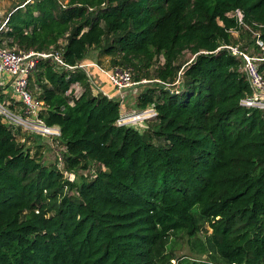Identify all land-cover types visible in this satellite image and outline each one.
<instances>
[{
  "label": "trees",
  "instance_id": "1",
  "mask_svg": "<svg viewBox=\"0 0 264 264\" xmlns=\"http://www.w3.org/2000/svg\"><path fill=\"white\" fill-rule=\"evenodd\" d=\"M0 44L67 65L37 57L29 77L59 161L0 118V264H264V111L240 104L225 47L264 77V0H20ZM91 49L151 80L135 98L156 111L147 128L116 125L125 105L78 67ZM183 238L198 257L176 255Z\"/></svg>",
  "mask_w": 264,
  "mask_h": 264
},
{
  "label": "built area",
  "instance_id": "2",
  "mask_svg": "<svg viewBox=\"0 0 264 264\" xmlns=\"http://www.w3.org/2000/svg\"><path fill=\"white\" fill-rule=\"evenodd\" d=\"M235 15L241 23V12L236 10ZM256 43L260 47L263 46L262 41L259 39H256ZM225 47L232 54L241 57V69L250 87V94L241 98L240 104L247 108L264 111V77L258 69V58L242 52L237 45ZM17 49L0 44V89L2 94L12 97V99L5 97L4 101H0V118L6 124L20 127L24 131L54 141L55 138L60 136L59 127L47 125L40 117L39 111L42 101L31 92L29 77L35 68L37 57L52 58L57 65H67L63 62L58 51L37 53L33 50ZM85 66L84 63L78 64V67L83 70ZM68 67L71 68V66ZM106 75L122 106L127 91L134 90L139 81L133 79V71L130 67H114ZM155 115L156 111L152 105L130 111L121 109L116 125L133 126L138 130H144L147 128V121Z\"/></svg>",
  "mask_w": 264,
  "mask_h": 264
},
{
  "label": "rangeland",
  "instance_id": "3",
  "mask_svg": "<svg viewBox=\"0 0 264 264\" xmlns=\"http://www.w3.org/2000/svg\"><path fill=\"white\" fill-rule=\"evenodd\" d=\"M20 0H0V27L3 26L4 24V20L6 18L7 13L9 12L10 9L13 8V6H15L17 3H19ZM69 0H61L62 3H67ZM234 36H237V32H234ZM15 49H17V47H14ZM18 50V49H17ZM248 51H252V49H248ZM98 51L95 49H91L90 50V59L95 60L96 62V67L98 69V71L100 72V78L104 79V80H99L98 77H96L97 79H95L93 77V75L91 74V76H88L89 81L91 82L92 85H94L93 87L96 90L101 91L103 94H105L107 97L112 98V97H116L117 96L115 94H112V92L110 91H106V88H103L104 85L102 84L104 81H106V84L109 85L110 87L113 88V86L110 84L108 77L106 75V73H108L110 70H112V68L114 67H122L125 68L126 66H114L111 65L110 63V57L109 56H101L98 58L97 56ZM256 57L258 55L254 54ZM190 58H192V54L189 50H185L184 51V55L182 57V61H188L190 60ZM258 58V57H257ZM163 59L161 58V61ZM154 68H149L148 72L153 75L154 73ZM133 71V69H132ZM91 73V72H90ZM152 77V76H151ZM133 79L134 78V72H133ZM99 80V81H98ZM141 81V82H140ZM150 79L147 78H142L141 80H139V83L137 85H135V89L127 91L126 93V99L124 102V108H122L123 111H130V110H134L136 109L135 107V98L136 95L138 94V91L140 90V83H144V82H150ZM103 86V87H102ZM72 89L74 90V93L76 92H80L82 90L81 86L77 83L73 84ZM98 88V89H97ZM113 91L115 93V90L113 88ZM34 139L36 140V143H38L40 145V150L42 151V155H43V161L44 163L48 164L51 162H55L56 160L59 161V155H60V151L63 149L61 147V145L57 142V141H51L50 139L47 138H43V137H35ZM30 144V143H29ZM65 175H67L66 172H64ZM185 239L183 238L181 242V247L178 251H176V255L180 256L182 254L185 255H190L193 257H198L194 251H192L190 249V247L185 243ZM171 264H176V259H173L171 261Z\"/></svg>",
  "mask_w": 264,
  "mask_h": 264
},
{
  "label": "crops",
  "instance_id": "4",
  "mask_svg": "<svg viewBox=\"0 0 264 264\" xmlns=\"http://www.w3.org/2000/svg\"><path fill=\"white\" fill-rule=\"evenodd\" d=\"M86 66H85V69H84V71L86 72V74H89L90 76H91V74L93 75V77L95 78V79H97L96 77H98V79L101 81V80H104V79H102V78H100V72L98 71V69H97V67L95 66L96 65V62H95V60H92V59H87V60H85V62H83ZM91 72V73H90ZM98 80V81H99ZM103 85H104V87L103 88H106V91H110V92H112V94H115L114 93V91H113V88L112 87H110L109 85H107L106 84V81H104L103 83H102ZM77 93V92H76Z\"/></svg>",
  "mask_w": 264,
  "mask_h": 264
}]
</instances>
